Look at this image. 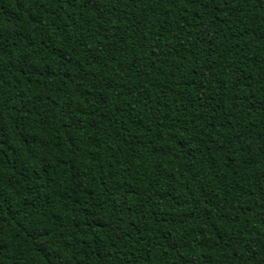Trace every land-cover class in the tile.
Returning <instances> with one entry per match:
<instances>
[{
	"label": "trees",
	"instance_id": "trees-1",
	"mask_svg": "<svg viewBox=\"0 0 264 264\" xmlns=\"http://www.w3.org/2000/svg\"><path fill=\"white\" fill-rule=\"evenodd\" d=\"M0 264H264V0H0Z\"/></svg>",
	"mask_w": 264,
	"mask_h": 264
}]
</instances>
